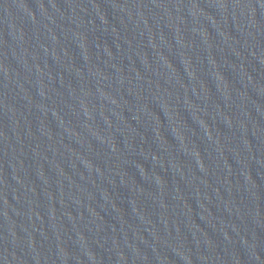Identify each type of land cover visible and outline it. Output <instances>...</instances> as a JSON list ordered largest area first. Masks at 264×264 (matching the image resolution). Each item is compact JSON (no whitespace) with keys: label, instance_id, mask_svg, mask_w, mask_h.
I'll return each instance as SVG.
<instances>
[{"label":"water","instance_id":"95a60500","mask_svg":"<svg viewBox=\"0 0 264 264\" xmlns=\"http://www.w3.org/2000/svg\"><path fill=\"white\" fill-rule=\"evenodd\" d=\"M0 264H264V0H0Z\"/></svg>","mask_w":264,"mask_h":264}]
</instances>
